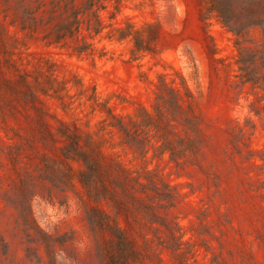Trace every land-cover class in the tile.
I'll list each match as a JSON object with an SVG mask.
<instances>
[{
    "label": "rangeland",
    "instance_id": "rangeland-1",
    "mask_svg": "<svg viewBox=\"0 0 264 264\" xmlns=\"http://www.w3.org/2000/svg\"><path fill=\"white\" fill-rule=\"evenodd\" d=\"M229 1L240 24L257 25L237 35L207 14L205 0H109L99 13L105 29L89 39L95 51L80 56L26 37L6 22L0 0L7 30L0 34V264H100L82 190L40 184L29 203L33 222L25 225L13 181L24 168L36 170L41 118L53 133L63 124L97 132L103 120L113 121L110 113L151 109L161 75L179 87L183 81L196 99L203 138L197 164L177 169L168 156L150 162L152 153L144 164L128 148L112 147L120 141L116 130L102 133L106 154L134 171L157 169L176 187L171 218L193 245L183 246L182 260L158 251L161 261L140 264H264V0ZM128 25L142 31L147 50L134 55L133 37H108ZM241 54L257 81L243 78ZM21 75L37 90L34 106L21 99ZM28 140L38 150L27 149L15 164L7 146Z\"/></svg>",
    "mask_w": 264,
    "mask_h": 264
},
{
    "label": "trees",
    "instance_id": "trees-1",
    "mask_svg": "<svg viewBox=\"0 0 264 264\" xmlns=\"http://www.w3.org/2000/svg\"><path fill=\"white\" fill-rule=\"evenodd\" d=\"M1 1L6 22L26 37L41 40L48 46L70 47L80 56L95 51L89 39L99 36L106 27L99 13L107 9L105 3L109 0ZM205 5L208 15L216 14L237 35L257 25L253 21L240 24L229 0H205ZM6 32V27L0 25L2 38ZM108 37H117L119 41L133 37L134 55L147 50L143 46L142 31L134 30L131 25L113 28ZM247 63L241 54L237 64L245 72L243 78L255 82L252 73H247ZM19 80L27 88L21 99L24 104L34 106L39 100L37 90L30 86L28 75H21ZM154 86L151 109L141 106L135 115L127 117L110 113L113 121L103 120L94 133L72 130L66 124L53 133L41 118L37 140L43 152H37L40 154L36 170L24 168L12 187L17 190L15 203L25 225L33 222L29 203L34 196L32 190L40 184H49L61 192L73 190L79 194L78 190H82L81 201L100 264H140L144 257L161 261L158 251H170L174 258L184 259L183 246L193 245L183 240L178 218H171L170 210L175 207L171 192L176 187L159 175L157 169H128L103 150L109 140L102 133L113 135L116 130L120 141L112 147L128 148L144 164L148 163L151 153L150 162L168 156L169 163L177 169L197 164L203 138L193 93L183 81L179 87L175 81L168 82L164 75ZM40 91L48 93L45 89ZM7 149L15 164L21 163L27 149L38 150L32 140L8 145ZM149 233L153 238H149Z\"/></svg>",
    "mask_w": 264,
    "mask_h": 264
}]
</instances>
